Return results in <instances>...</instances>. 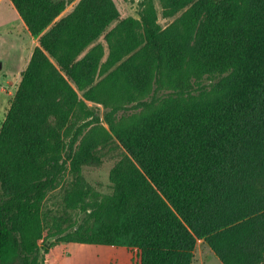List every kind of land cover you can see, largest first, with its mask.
I'll return each instance as SVG.
<instances>
[{
    "label": "trees",
    "instance_id": "obj_1",
    "mask_svg": "<svg viewBox=\"0 0 264 264\" xmlns=\"http://www.w3.org/2000/svg\"><path fill=\"white\" fill-rule=\"evenodd\" d=\"M8 1L37 45L0 125V264L48 253L56 189L79 218L54 241L139 264H190L202 241L220 264H264V0H158L181 12L164 28L151 0L121 20L111 0L59 19L63 0ZM103 158L101 196L81 168Z\"/></svg>",
    "mask_w": 264,
    "mask_h": 264
},
{
    "label": "rangeland",
    "instance_id": "obj_2",
    "mask_svg": "<svg viewBox=\"0 0 264 264\" xmlns=\"http://www.w3.org/2000/svg\"><path fill=\"white\" fill-rule=\"evenodd\" d=\"M63 1L67 2L62 11L64 13L65 11L70 12L79 0ZM111 1L118 13V20L127 17L137 18L136 12L142 0ZM151 1L156 13V22L160 28L166 27L181 13L178 12L171 18H165L162 15V8L158 0ZM96 43L103 45L102 38H98ZM36 45L37 37L29 35L9 1L0 0V125L15 94L21 74L25 70L31 52ZM87 105L93 106L91 103H87ZM97 107L101 125L106 128L103 121V109L99 105ZM112 164V160L103 158L102 163L97 168H81V175L84 180L101 196L111 193L108 172ZM58 191L56 189L48 193L43 203V236L48 239L46 245H49V249L47 254L39 251L36 258L37 264H139L137 255L127 252L123 248L54 241L57 238L54 237L56 230L71 226L79 218L76 212L63 208ZM49 236L53 237L48 238ZM205 248L209 250L202 241H196L190 264H220L213 253L210 250H205Z\"/></svg>",
    "mask_w": 264,
    "mask_h": 264
},
{
    "label": "crops",
    "instance_id": "obj_3",
    "mask_svg": "<svg viewBox=\"0 0 264 264\" xmlns=\"http://www.w3.org/2000/svg\"><path fill=\"white\" fill-rule=\"evenodd\" d=\"M68 12H69V11H68ZM68 12H67V11H65L64 13L62 12V14H60V15L58 16L57 19H59V18L65 16V15H67ZM66 13H67V14H66ZM57 19H56V20H57ZM111 25H112V24H111ZM111 25H110V27H112ZM103 47H104V48H103V58H102V61L105 59L106 54H107V50H106V48H105L104 43H103ZM82 54H83V53H82ZM82 54H81V55H82ZM81 55H80L79 57H81ZM79 57H78V58H79ZM205 250H207V248H205ZM207 251H209V250H207ZM210 255H211V254H210Z\"/></svg>",
    "mask_w": 264,
    "mask_h": 264
},
{
    "label": "water",
    "instance_id": "obj_4",
    "mask_svg": "<svg viewBox=\"0 0 264 264\" xmlns=\"http://www.w3.org/2000/svg\"><path fill=\"white\" fill-rule=\"evenodd\" d=\"M0 69H1V64H0Z\"/></svg>",
    "mask_w": 264,
    "mask_h": 264
}]
</instances>
